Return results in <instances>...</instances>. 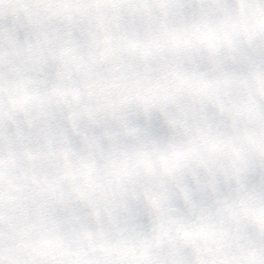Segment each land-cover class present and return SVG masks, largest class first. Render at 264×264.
I'll return each instance as SVG.
<instances>
[{"label": "clouds", "instance_id": "clouds-1", "mask_svg": "<svg viewBox=\"0 0 264 264\" xmlns=\"http://www.w3.org/2000/svg\"><path fill=\"white\" fill-rule=\"evenodd\" d=\"M0 264H264V0H0Z\"/></svg>", "mask_w": 264, "mask_h": 264}, {"label": "snow or ice", "instance_id": "snow-or-ice-1", "mask_svg": "<svg viewBox=\"0 0 264 264\" xmlns=\"http://www.w3.org/2000/svg\"><path fill=\"white\" fill-rule=\"evenodd\" d=\"M189 31H194L198 33V36L195 40V44L206 47L209 50V52L213 55L216 53V51L220 47H223V46L231 47L232 45L231 38L229 37L227 33H224L223 35H218L215 30H207V31L201 32L198 26H194L192 29H189ZM192 46H193V41H191L190 39H184L182 38L181 35L177 34L171 37L168 44L157 43L154 45H144L141 50L143 51L145 55H151L153 54V52L163 51L165 47H168V50L170 51L172 50L179 51V50H187L191 48ZM132 47L136 48L138 47V45L133 44ZM174 75H177V78L180 80V83L182 85L188 83L187 77L179 76L178 74H175V73ZM224 82L227 83V80H225ZM219 83L220 82H216V85H218ZM197 84L199 85V87H197L195 90L198 92L206 91L207 89L216 86L214 84L203 82V81H197Z\"/></svg>", "mask_w": 264, "mask_h": 264}]
</instances>
